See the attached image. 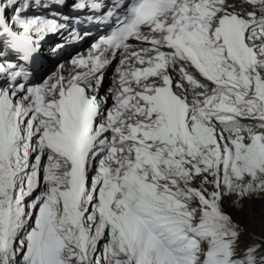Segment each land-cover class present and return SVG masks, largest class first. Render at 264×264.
Wrapping results in <instances>:
<instances>
[{
  "label": "snow or ice",
  "instance_id": "snow-or-ice-1",
  "mask_svg": "<svg viewBox=\"0 0 264 264\" xmlns=\"http://www.w3.org/2000/svg\"><path fill=\"white\" fill-rule=\"evenodd\" d=\"M0 264H264V0H0Z\"/></svg>",
  "mask_w": 264,
  "mask_h": 264
},
{
  "label": "bare ground",
  "instance_id": "bare-ground-1",
  "mask_svg": "<svg viewBox=\"0 0 264 264\" xmlns=\"http://www.w3.org/2000/svg\"><path fill=\"white\" fill-rule=\"evenodd\" d=\"M83 47H87V45H84ZM67 56H68V54L66 53V54H65V58H67ZM54 64H55V61H49L48 64H47L46 71H47L48 69H50ZM107 82H108V81L106 80V83H107ZM255 230H256L257 234L259 235V234H260V229H259V217H257V228H256Z\"/></svg>",
  "mask_w": 264,
  "mask_h": 264
}]
</instances>
